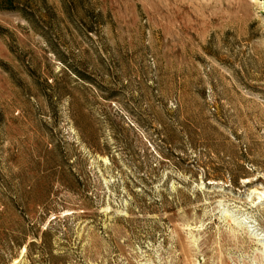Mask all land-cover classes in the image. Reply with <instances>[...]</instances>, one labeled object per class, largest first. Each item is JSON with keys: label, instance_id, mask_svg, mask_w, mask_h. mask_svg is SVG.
<instances>
[{"label": "rangeland", "instance_id": "rangeland-1", "mask_svg": "<svg viewBox=\"0 0 264 264\" xmlns=\"http://www.w3.org/2000/svg\"><path fill=\"white\" fill-rule=\"evenodd\" d=\"M0 264H264V0H0Z\"/></svg>", "mask_w": 264, "mask_h": 264}]
</instances>
